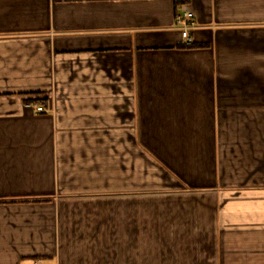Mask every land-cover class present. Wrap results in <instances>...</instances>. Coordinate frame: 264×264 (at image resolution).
<instances>
[{
  "label": "crops",
  "instance_id": "0c3cea01",
  "mask_svg": "<svg viewBox=\"0 0 264 264\" xmlns=\"http://www.w3.org/2000/svg\"><path fill=\"white\" fill-rule=\"evenodd\" d=\"M263 144L264 0H0V264H181L145 249L155 236L125 251L60 244L89 202L167 193V169L218 184L221 148ZM246 190L217 192L224 242L264 231V187ZM216 256L264 264V251Z\"/></svg>",
  "mask_w": 264,
  "mask_h": 264
},
{
  "label": "rangeland",
  "instance_id": "374dc122",
  "mask_svg": "<svg viewBox=\"0 0 264 264\" xmlns=\"http://www.w3.org/2000/svg\"><path fill=\"white\" fill-rule=\"evenodd\" d=\"M221 149L223 171L218 184L197 186L192 183L194 181L166 168L173 175L176 187H171L167 193L133 195L115 202L111 201L113 198L89 202L86 212L80 215L83 218H76L77 225L64 228L69 239L60 247L71 252L75 249L72 240L81 236L83 240L88 238V243L76 244V252L134 250L137 246L135 235H148L155 236L156 242L147 244L145 249L167 252L173 258L180 254L181 264H220L216 254L228 247L249 254L264 251V231L248 232V236L244 233L245 241L226 238L224 242L220 239L221 227L216 219L218 191L220 196L243 198L253 193L246 188L264 187V144ZM63 211L67 219L66 210ZM68 214L71 218L72 212ZM118 226L121 227L119 233L123 228L124 234L129 236L128 239L124 237L122 243L114 238ZM236 237L241 238L240 234Z\"/></svg>",
  "mask_w": 264,
  "mask_h": 264
},
{
  "label": "built area",
  "instance_id": "2783aa9c",
  "mask_svg": "<svg viewBox=\"0 0 264 264\" xmlns=\"http://www.w3.org/2000/svg\"><path fill=\"white\" fill-rule=\"evenodd\" d=\"M178 22V28L181 30L182 39L183 41L191 42V31L196 29L197 23L194 19V13L191 11H186L183 14H180L177 19ZM45 106H38L37 111L44 112ZM29 264H37L36 262H31Z\"/></svg>",
  "mask_w": 264,
  "mask_h": 264
},
{
  "label": "trees",
  "instance_id": "16d2710c",
  "mask_svg": "<svg viewBox=\"0 0 264 264\" xmlns=\"http://www.w3.org/2000/svg\"><path fill=\"white\" fill-rule=\"evenodd\" d=\"M198 46H202V44L201 45H199L197 43L182 44L180 47H182V48H185V47L192 48V47H198Z\"/></svg>",
  "mask_w": 264,
  "mask_h": 264
}]
</instances>
